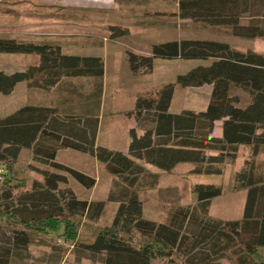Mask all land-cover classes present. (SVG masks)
Listing matches in <instances>:
<instances>
[{
	"label": "trees",
	"instance_id": "16d2710c",
	"mask_svg": "<svg viewBox=\"0 0 264 264\" xmlns=\"http://www.w3.org/2000/svg\"><path fill=\"white\" fill-rule=\"evenodd\" d=\"M170 17L227 28L238 39L264 38V0H177ZM108 31L111 39L128 34L117 25ZM63 47L49 36L0 35L1 54L38 57L21 71H0V94L10 95L24 82L30 92L54 90L59 98L0 118V166L5 169L0 178V264H30V246L36 235L45 234H59L74 250L76 262L101 257L102 264H264V160L257 159L264 155V55L200 39L153 44L147 55L125 51L134 75L151 73L155 59L211 62L178 75L174 84L135 95L133 109L123 112L135 123L123 153L97 143L102 59L64 54ZM175 86H209L206 107L169 112ZM89 87L91 93L84 96ZM216 122L222 123L220 138L213 136ZM241 145L252 147L251 157L229 191L246 192L240 219L209 216L212 200L226 190L208 183L194 184V205L173 204L165 222L144 218L140 193L169 189L159 188V174L143 164L171 174L188 163L191 176H221ZM62 150L93 157L116 178L106 201L78 199L64 186L66 178L59 172L86 189L93 188L95 179L57 163ZM23 151L31 154L25 170L41 180L21 178L14 169ZM107 204H117V210L109 224L99 225ZM50 249L47 264H61L64 248Z\"/></svg>",
	"mask_w": 264,
	"mask_h": 264
},
{
	"label": "rangeland",
	"instance_id": "374dc122",
	"mask_svg": "<svg viewBox=\"0 0 264 264\" xmlns=\"http://www.w3.org/2000/svg\"><path fill=\"white\" fill-rule=\"evenodd\" d=\"M27 4L18 5L16 7L9 8L14 13L11 14L10 22L0 21V34H10L11 36H17L19 38H41L48 36L49 33L57 32V35L49 36L59 39L64 44V49L71 50L69 45L70 37L68 34L73 32H79L87 34V32H93L100 37L94 38L95 40L111 39L106 36V31L110 26L115 25L112 21L93 22L92 26H87L88 22L78 20V22L70 21L69 14L61 11L59 7L47 6L41 3H36L33 0H26ZM15 11L28 13V18H25L24 14L22 19ZM57 17L59 23L52 21H45L47 18ZM37 20H36V19ZM45 18V19H43ZM9 21V20H8ZM87 24V25H86ZM71 25H75L72 27ZM122 27V26H121ZM178 30V29H177ZM174 30V36H184L189 39H200L219 41L229 44V46L236 51L251 50L258 54L264 55V38L254 40H243L234 38L227 28H210L201 24H188V28L181 24V31ZM109 32V31H108ZM135 36V37H134ZM137 32L132 30L131 36H122L115 39L116 42L109 44L110 54L105 59V76L108 82V91L106 93L107 98L110 101V110L113 112H102V123L99 131V137L97 143L100 146L107 147L109 149H116L121 151V147L126 142L125 130L128 123H134L133 120L124 118L123 112L133 109L135 98L133 95L136 93H145L156 90L163 85L175 83V79L178 75H183L196 68L198 66H208L211 61L202 62L199 60H163L155 59L153 70L148 74L134 75L129 70L124 59L121 50L124 46H137L134 42L138 41L136 38ZM91 38V37H90ZM89 37L80 38L81 47L89 46ZM169 39V38H168ZM153 43H163L165 41L161 38L152 39ZM99 41V42H100ZM139 42V41H138ZM88 43V44H87ZM140 44V43H139ZM78 46V47H79ZM80 47V48H81ZM83 50V49H81ZM107 50V52H108ZM38 57L34 54H1L0 53V70L12 71L24 67L26 63L34 65L37 62ZM121 78V85H118V80ZM19 87L10 95L0 94V117H4L12 112H8L14 109L17 103H21V88L25 87V83L18 84ZM17 85V86H18ZM24 86V87H23ZM120 89V91H119ZM34 91L32 93H36ZM42 95H46L44 91H41ZM50 94L46 95L55 97L49 91ZM133 94V95H132ZM34 95L33 98L35 97ZM55 95V94H54ZM43 96V97H44ZM21 101V102H20ZM209 101V89L208 86L203 88H189L181 89L175 86L174 96L172 99V110L195 108L200 109L204 107ZM17 107V106H16ZM176 113V112H172ZM73 152V155L63 157L67 166L75 169L89 177L95 179V185L91 189H86L79 185L74 179L64 172H59L66 178L64 186L70 187L78 199L87 201H106L109 191L112 189V185L115 177L111 176L105 170L103 164L89 155H84L78 152ZM31 161L28 155L23 152L20 155L18 162L14 169L19 173V176L28 177L29 179L41 178L33 173L27 172L25 166ZM244 165L243 152L235 161V165L226 164L224 166V174L220 180H216V176H191L189 171L192 166L188 163L179 164L171 174H165L150 166L146 165V169L149 172L157 173L160 176L159 188L169 189L167 192L158 190H146L140 193V199L144 205V218L157 222H165L169 208L173 205L181 206H193L194 199L191 193L192 186L198 183L204 184H217L224 187L225 194L212 200L209 208V216L213 219L221 220H236L242 216L244 208V193H227L231 191L234 185V176L240 171L241 166ZM5 169L0 166V171L5 174ZM1 174V175H2ZM0 175V178H2ZM220 183V184H219ZM1 185V181H0ZM117 204H107L106 212L103 218L99 221V225L109 224L117 210ZM58 245L64 248V256L61 264H102L100 258L97 257L95 261L88 259H82L79 262L75 261L74 250L70 247V244L63 242V239L59 234H45L36 235L30 246L31 261L30 264H47V256L50 253V246ZM167 264V263H164ZM223 264H228L227 262Z\"/></svg>",
	"mask_w": 264,
	"mask_h": 264
},
{
	"label": "crops",
	"instance_id": "0c3cea01",
	"mask_svg": "<svg viewBox=\"0 0 264 264\" xmlns=\"http://www.w3.org/2000/svg\"><path fill=\"white\" fill-rule=\"evenodd\" d=\"M36 3H41L47 6H53V7H59L63 9H69L70 13L69 14V19L70 21L78 22V20L88 22L86 25L87 26H92L91 23L93 22H101V21H112L115 22V25L117 26H122L128 29V36H131L132 30L137 32V40L139 41H134L137 46H124V49L121 50V53L123 54L121 56L122 59H124V52L125 51H131L135 52L138 54H143L147 55L150 52V48L153 44L156 42H152L154 38H161L164 39L165 41H179L182 39H189L187 37L178 35L174 36L173 34L174 30L181 31V24L185 25L186 28H188V24L191 23L188 20H180L178 18H172L170 15L174 14L177 10V0H33ZM22 4H27L26 0H0V21L4 20L7 22H10L13 17H11V14L14 13L13 10H10L9 8L16 7L18 5ZM17 14L20 15L18 19H22L23 14L25 18H28V13L27 11L23 12H18L15 11ZM14 19V18H13ZM12 19V20H13ZM36 19V18H35ZM45 19V18H43ZM9 20V21H8ZM37 20V19H36ZM59 19L57 17H52V18H47L45 21H52L56 22L55 24L59 23ZM193 24V23H191ZM194 25V24H193ZM74 27L75 25H71ZM94 29H92V32H87V34H82L79 32H73L68 34V37H70L69 40V45H71V50L67 51L63 48V53L68 54V55H80V56H93V57H99L102 59L103 64H104V78H103V89H102V95L100 98V110L99 112H113L110 110V101L107 98V91H108V82L105 79V59L106 56L107 58L109 57L110 50L109 49V44L116 42L115 39H103V42L100 40H95L94 38L100 37L98 34H95L93 32ZM106 36L110 37L108 30L106 31ZM57 32L49 33L48 36H54L57 35ZM0 35H9L7 33L0 34ZM82 37H91L89 41V46H84L81 47L77 44H80V41ZM135 37V36H134ZM169 38V39H168ZM100 41V42H99ZM140 43V44H139ZM88 44V43H87ZM79 46V47H78ZM81 47V48H80ZM83 49V50H81ZM108 50V52H107ZM38 61V60H37ZM125 61V59H124ZM36 63V62H35ZM34 63V64H35ZM126 63V61H125ZM29 63H26V65L23 67H20L19 69H15L12 71H3L5 74H11L17 71L23 70L25 67L29 66ZM121 78L118 80V85H121ZM24 83V82H23ZM20 84V83H19ZM18 85V84H17ZM15 87L14 91L18 89L19 85ZM24 87V86H23ZM205 87V86H204ZM203 88V87H201ZM91 88H86L84 93L90 94L91 93ZM183 89H189V88H181ZM198 89V88H197ZM200 89V88H199ZM209 89V94L211 91V88L208 86ZM13 91V92H14ZM120 91V89H119ZM12 92V93H13ZM55 99L53 97L46 96L50 94L49 92H44L42 95L41 91H37L34 95V93L30 92L28 89L27 84L25 83V87L21 88L20 90V95L22 102L17 103L15 105L14 109H11L8 112H16L20 108L28 105H49L51 103H54L56 100H59L57 93L54 90L50 91ZM11 93V94H12ZM137 94V93H136ZM34 95L35 97L33 98ZM63 96L66 95V93L62 94ZM61 95V96H62ZM133 95V94H132ZM44 96V97H43ZM174 96V95H173ZM135 98V94L133 95ZM172 103V101H171ZM17 106V107H16ZM206 107V105L200 109H193V108H184V109H176L172 110V107L170 105L169 112H182L184 110H202ZM131 110V109H130ZM129 111V110H128ZM119 112H127V111H119ZM11 114V113H10ZM8 114V115H10ZM7 116V115H5ZM4 116V117H5ZM2 118V117H0ZM102 123V117L100 115V120H99V128H98V133H97V139L99 137V131ZM135 126V123H128L127 124V129L125 130V136L126 142L125 144L122 145L121 152L126 153L129 145V135L128 132L131 128ZM213 136L216 138H220L222 136V123L221 122H216L215 127H214V132ZM116 150V149H113ZM120 151V150H117ZM25 152L29 159H31V154L29 152ZM22 152V153H23ZM75 152V151H74ZM243 152L244 155V162L251 157L252 153V147L248 145H241L238 148V152L236 155V158L234 160L228 161L225 163L230 164V165H235V161L237 160V157H239L240 153ZM21 153V155H22ZM73 152L72 150H62L57 153L56 156V162L67 166L66 163L63 160V157L65 156H72ZM259 161L264 160V155H260L257 158ZM144 167H146L145 164H143ZM149 166V165H147ZM69 167V166H67ZM151 168H154L150 166ZM177 167V166H176ZM242 167V166H241ZM156 169V168H154ZM176 169V168H175ZM174 169V170H175ZM157 170V169H156ZM224 174V172H223ZM216 176V180H220L221 177L223 176ZM220 184V183H219ZM244 193V197L246 198V192L245 191H239ZM239 192H229V193H239ZM245 204V201H244ZM243 213V212H242ZM241 218V217H240ZM239 218V219H240Z\"/></svg>",
	"mask_w": 264,
	"mask_h": 264
},
{
	"label": "built area",
	"instance_id": "2783aa9c",
	"mask_svg": "<svg viewBox=\"0 0 264 264\" xmlns=\"http://www.w3.org/2000/svg\"><path fill=\"white\" fill-rule=\"evenodd\" d=\"M3 172L2 171H0V175L2 174Z\"/></svg>",
	"mask_w": 264,
	"mask_h": 264
}]
</instances>
